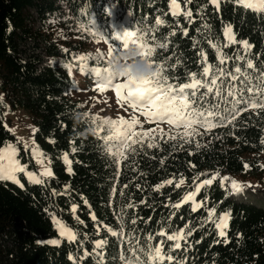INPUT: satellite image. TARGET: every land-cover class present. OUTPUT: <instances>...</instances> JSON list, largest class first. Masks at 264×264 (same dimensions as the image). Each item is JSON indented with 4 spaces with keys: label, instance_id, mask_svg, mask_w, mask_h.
Returning <instances> with one entry per match:
<instances>
[{
    "label": "trees",
    "instance_id": "1",
    "mask_svg": "<svg viewBox=\"0 0 264 264\" xmlns=\"http://www.w3.org/2000/svg\"><path fill=\"white\" fill-rule=\"evenodd\" d=\"M180 3L181 8H185L183 0ZM206 4L208 6L204 8ZM110 5H115L120 13L119 21L127 15L130 17L128 30H135L137 26L143 31L151 29L157 15L166 22L154 33L157 40L163 41L175 29L176 35L169 37L168 49H158L152 57L157 64L168 69L164 75L170 80L173 76L177 78L173 82H186L190 72L197 73L199 78L201 48L207 53L208 62L213 66L217 64L215 50L204 36L222 45L223 28L227 24L232 25L238 41L247 40L253 46L249 56L258 68L260 61L264 60V14L246 10L233 0H221L218 11L208 4V0H192L187 5L195 21L191 25L183 15L171 16L169 0H0V93L4 98L1 105L8 110L23 109L27 112L36 128L37 148L45 153L54 173L52 178L45 179L44 185L31 184L24 174H19V179L25 184L23 189L10 181L0 182V264H72L69 255L78 256L80 241H83L79 253L82 255L83 250L91 253L93 242L98 239L108 240L104 249L105 261L113 264L111 258L118 254L119 245L103 225L117 230L120 209L129 202L137 207L126 209V215L122 216L125 235L135 227V235L140 237L141 244L145 243V234H155L161 226L171 232L190 221L189 228L196 229L189 237L191 248L185 254L184 241H181L182 249L173 252L174 257L177 253L182 259L186 256L187 264H264V169L259 167L264 164V146L260 144L264 135V112L259 116L251 111L244 112L236 121L235 129L231 125L218 127L209 135L197 137L201 144L207 145L199 151L194 145H185L184 150H172L171 141L167 144L160 142V149L145 147L141 150L137 146V155L128 153V158L121 161L118 177L115 176L116 165L105 154L102 142L93 135H80L87 124H77L73 114L88 113V119L92 115L99 116L82 103L81 95H96L99 93L95 90L97 84L115 77L107 73L100 76L92 72L69 73L60 63H74L72 54L84 53L89 46L96 44L91 37L76 31L81 13L85 11L95 21L93 27L117 49H123V42L114 39L120 30L114 27L112 18L106 13V7ZM53 20L56 22L52 23ZM175 20L188 29L187 37L182 35ZM205 22L210 26L209 31L203 29ZM197 28L204 36L196 31ZM63 38L73 39V42H62ZM193 38L199 41L195 48ZM64 48L69 49V53L63 52ZM223 51L229 56L234 52L244 55L239 44ZM177 59L180 63L173 68ZM94 66L102 67L103 62ZM4 118L2 107L0 147L5 143L15 144L21 162L28 164L29 171L36 170L30 150H25L3 126ZM140 119L145 121L142 116ZM152 127L155 125L144 122L145 130ZM161 127L168 130L166 124ZM217 135L221 139H215ZM51 140L55 143H50ZM190 151L195 154L189 155ZM64 153H68L72 161L71 174L63 161ZM189 162L196 167L190 168ZM244 163L250 165L248 171L243 169ZM217 169L221 175L253 186L242 194L226 195L217 180L197 196L198 201L207 196L208 207L216 206L217 216L231 213L226 230L227 244L223 243V238H220V243L215 242L216 231L211 223L200 226L202 218L207 215L204 209L192 213L190 205H183L179 210L165 206L181 198L192 184L194 175ZM181 174L186 178V184L180 189L166 185L159 192L154 190L157 184L173 176L179 179ZM65 185H69L66 190ZM114 185L116 193L110 200V190ZM72 205L77 206L75 215L70 211ZM171 211L176 215L169 227ZM49 213H54L72 228L77 233V241L69 244L60 238ZM90 213L96 215V222L91 220ZM76 217L84 223L79 224ZM134 217L136 225L130 223ZM96 223L102 225L99 235L95 233ZM189 228H185V234ZM52 239H61V243H37V240ZM164 250L167 251V243ZM83 264H93L92 257L84 258Z\"/></svg>",
    "mask_w": 264,
    "mask_h": 264
},
{
    "label": "snow or ice",
    "instance_id": "2",
    "mask_svg": "<svg viewBox=\"0 0 264 264\" xmlns=\"http://www.w3.org/2000/svg\"><path fill=\"white\" fill-rule=\"evenodd\" d=\"M183 2L185 8L182 9L180 0H169V12L172 17L183 15L187 23L191 25L195 21L193 20V12L190 8H187V5L191 4L192 0H183ZM233 2L256 14H264V0H233ZM208 4L214 6L215 10L218 11L221 0H208ZM207 6L206 4L203 7L206 8ZM109 14H111L110 11ZM129 15H132V13L130 12ZM81 17L76 31L86 34L96 43L104 42L107 45V49H117L104 34L93 27L95 21L91 15L85 11L81 13ZM67 19L68 17H65V20ZM51 22L55 23L56 21L53 20ZM165 23V20L157 15L154 26L151 29L143 31L137 26L135 30H124L122 33H115L114 36V39L123 42V48H126L130 43H135L141 49L143 55L151 58L154 65L158 68L157 76L154 79L140 82H124L122 78L115 77L95 86V90L99 93H105L109 90L113 91L118 109L126 114L128 111L132 113L131 117L127 119L123 115L119 118L90 116V120L95 127V136L102 142L101 147L105 154L116 165L115 176L117 177L120 175L121 161L128 158V153L133 156L137 155V146L141 150L145 147L148 149H160V142L167 144L171 141L173 142L171 144L172 150H184L185 145H194L196 151H199L201 148L207 147V145L201 144L196 139L197 137L209 135L213 129L218 127L226 128L231 125L235 129L237 126L236 121L244 112L251 111L256 116L264 112V60L260 61V67L258 68L249 56L253 46L247 40L238 41L231 24H227L223 28L224 43L222 45L214 43L209 36H204L200 28L196 29L197 32L204 36L210 47L215 50L217 64L215 66L210 64L207 53L201 48L199 51V64L201 66L199 78L197 73L190 72L187 73L186 82L178 83L173 82L177 80L176 77L173 76L170 80L168 76L164 75L168 69L163 64H157L152 59L158 49L167 50L169 37L176 35V31L173 29L164 37L163 41L157 40L154 33ZM174 23L180 27L182 35L187 37L188 29L181 27L179 20H175ZM203 29L209 31L210 26L205 22ZM198 43L199 41L193 38L194 48ZM236 44L241 46L244 55L234 52L229 56L223 51L224 48ZM62 51L69 53L67 48L62 49ZM169 59L171 58L169 57ZM257 59H259V56H257ZM72 60L74 63H60L69 73L78 71L84 74L92 72L97 76L102 73L110 75L107 68L94 66L98 62L105 63L104 52H100L97 56L72 54ZM89 61L92 62V65L89 64ZM229 62H231V66H229ZM179 63L180 61L177 59L176 64L172 65V67L174 68ZM131 83L136 84L137 91L135 94L131 91ZM2 103L3 100L0 97V104ZM86 115L87 117L89 116L88 113ZM141 116L145 118L144 122L154 124L155 127L145 130L144 122L140 119ZM163 124L168 125L167 131L161 127ZM3 126L8 131H12L7 125ZM229 134L233 133L230 132ZM215 139H221V137L217 135ZM50 143H55V141L51 140ZM260 144L264 146V135L260 138ZM23 148L28 150L29 146L24 144ZM72 151L75 152L76 149L73 148ZM193 154L195 153L189 152V155ZM30 156L36 164L41 166L39 169L29 171L28 164L22 163L21 159L18 158V148L14 144L5 143L3 147H0V182L10 181L23 189L25 184L18 179L17 174L19 173L24 174L28 182L35 185H44L45 178L53 177L52 169L46 164L45 153L33 147L31 148ZM63 161L68 166V173L71 174L72 161L69 159L68 153L63 154ZM161 164H163V160H161ZM189 167L195 168L196 165L189 162ZM259 167L264 169V164H260ZM243 169L248 171L250 165L244 163ZM201 177L204 178L201 179ZM217 180H219L220 187L224 189L226 195L242 194L246 188L253 187L250 183L245 185L228 175H221V171L217 169L211 173L194 175L192 184L181 198L165 206L179 210L183 205H190L192 213L204 209L207 215L202 218L200 226L203 227L211 223L216 231L217 239L215 242L220 243V238H223V243L227 244L229 240L226 230L229 227L231 213L224 212L217 216L216 206L208 207L207 196L199 201L197 200L201 190L212 186ZM185 184L186 178L181 174L179 179L173 176V178L157 184L154 190L159 192L166 185H174L175 189H180ZM68 187L69 185H65V190ZM123 187L126 188L127 185ZM139 187L137 185V188ZM115 193L116 188L114 185L110 190V200ZM53 194L57 193L54 192ZM120 194L123 195V192ZM140 203H145V201ZM85 204H87V201H85ZM135 207L137 205L129 202L120 209L121 216L117 217L119 220V228L117 230L103 225L106 232L111 237L116 238L119 245L118 254L111 258L113 264H166V262L167 264H187L186 256L182 259L177 253V256L174 257L173 252L182 249L181 241H184L183 251L185 254L191 248L189 237L196 231V229L189 228L191 222H186L184 227L174 228L171 232L161 226L155 234H145V243L141 244L140 237L135 235L137 231L135 227L127 236L125 235V222L122 219V216L126 215V209H134ZM70 211L75 215L77 206L72 205ZM49 215L60 238L66 239L69 244L77 241V233L72 228L57 218L54 213H49ZM175 215V211L170 212L168 217L169 227H171L170 222ZM90 218L93 222L97 221L94 213H90ZM181 219L183 218L181 217ZM76 220L79 224L84 223L79 220V217H76ZM130 223L136 225L137 219L134 217ZM101 227V224H95V233L97 235H99ZM185 228H189L187 234H185ZM157 237L160 239L157 240ZM154 241L155 243H153ZM37 243L41 245H59L61 239L37 240ZM107 243V239L95 240L91 253L83 250L82 255H79L83 247V241H80L77 246L78 256L69 255V260L72 261V264H83L84 258L91 256L93 264H106L104 249ZM166 243L167 251L165 252L164 245Z\"/></svg>",
    "mask_w": 264,
    "mask_h": 264
},
{
    "label": "rangeland",
    "instance_id": "3",
    "mask_svg": "<svg viewBox=\"0 0 264 264\" xmlns=\"http://www.w3.org/2000/svg\"><path fill=\"white\" fill-rule=\"evenodd\" d=\"M109 11L111 14H109ZM106 13L109 14V16L112 18L114 27L118 28L120 30V33H122L124 30H128L126 29V27L130 24V17L128 15L123 17L122 20L119 21L118 19L120 17V13H118V10L115 5H110L106 7ZM62 42L72 43L73 39L63 38ZM106 50L107 45L104 42H101L89 46L84 53H78L76 55H86L87 53L88 55L89 53L93 55H98L100 52H105ZM0 97H2V100L4 99L2 93H0ZM81 100L87 108H90L94 113L102 117L119 118L123 115L127 119L130 118L132 114L131 111H128L126 114L124 111L118 109L115 94L113 91L106 93H97L96 95L84 94L81 95ZM2 107L4 109L5 117L4 124L7 125L8 128L12 129V131L9 132L17 138V141L19 143H21L22 145L27 144L29 146L28 149L30 151L33 147L37 148L35 142L36 128L32 125L27 112L23 109L8 110L5 105L0 104V108ZM46 164L48 167L51 168L49 162L46 161ZM35 165L37 169L41 167L36 163ZM19 174L17 175L19 176ZM50 178L52 177H48L45 179Z\"/></svg>",
    "mask_w": 264,
    "mask_h": 264
},
{
    "label": "clouds",
    "instance_id": "4",
    "mask_svg": "<svg viewBox=\"0 0 264 264\" xmlns=\"http://www.w3.org/2000/svg\"><path fill=\"white\" fill-rule=\"evenodd\" d=\"M105 63L102 68H107L110 75L120 77L124 82H140L154 79L157 76L158 68L154 65L151 58L142 54L141 49L135 44L130 43L123 49H107L104 52ZM131 91L136 93V84L131 83ZM87 113H74L73 120L77 123H86L82 136H95L93 122L88 119Z\"/></svg>",
    "mask_w": 264,
    "mask_h": 264
}]
</instances>
